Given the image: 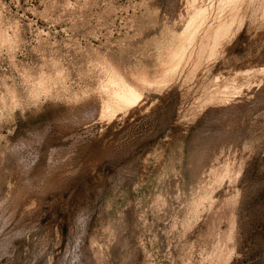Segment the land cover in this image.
I'll return each instance as SVG.
<instances>
[{
  "label": "rangeland",
  "instance_id": "1",
  "mask_svg": "<svg viewBox=\"0 0 264 264\" xmlns=\"http://www.w3.org/2000/svg\"><path fill=\"white\" fill-rule=\"evenodd\" d=\"M0 264H264V0H0Z\"/></svg>",
  "mask_w": 264,
  "mask_h": 264
},
{
  "label": "bare ground",
  "instance_id": "2",
  "mask_svg": "<svg viewBox=\"0 0 264 264\" xmlns=\"http://www.w3.org/2000/svg\"><path fill=\"white\" fill-rule=\"evenodd\" d=\"M230 1V0H229ZM232 2V1H231ZM232 5V4H231ZM232 23V22H231ZM231 25V24H230ZM229 26V25H228ZM230 27V26H229ZM233 28V27H232ZM220 30V29H219ZM223 30V29H222ZM229 31V30H228ZM218 34H219V31H218ZM217 36V35H216ZM229 36V35H228ZM135 87V86H134ZM132 90H133V88H131ZM131 89H128V90H126V91H121L123 94H122V100H123V102L125 103L126 101L127 102H129L130 100H133L134 99V96L136 95H134V92L131 90ZM135 89H137V88H135ZM134 89V90H135ZM137 91V90H136ZM119 94V93H118ZM121 94V93H120ZM119 94V95H120ZM140 94V93H139ZM140 96V95H139ZM119 98V97H118ZM137 98V97H136ZM139 98V97H138ZM137 100V99H136ZM134 103V102H133Z\"/></svg>",
  "mask_w": 264,
  "mask_h": 264
}]
</instances>
